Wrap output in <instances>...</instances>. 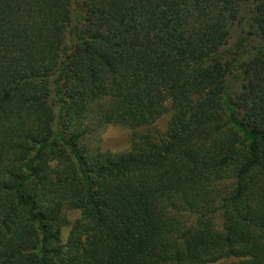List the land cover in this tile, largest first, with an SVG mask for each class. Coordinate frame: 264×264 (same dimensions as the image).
<instances>
[{
  "label": "trees",
  "instance_id": "trees-1",
  "mask_svg": "<svg viewBox=\"0 0 264 264\" xmlns=\"http://www.w3.org/2000/svg\"><path fill=\"white\" fill-rule=\"evenodd\" d=\"M74 1L0 0V264H264V0Z\"/></svg>",
  "mask_w": 264,
  "mask_h": 264
},
{
  "label": "rangeland",
  "instance_id": "rangeland-1",
  "mask_svg": "<svg viewBox=\"0 0 264 264\" xmlns=\"http://www.w3.org/2000/svg\"><path fill=\"white\" fill-rule=\"evenodd\" d=\"M83 0H76L72 5V21L71 24H78L77 21L79 6L82 4ZM251 3L247 4L246 7L250 8ZM248 10V9H246ZM248 20V17H247ZM242 21L240 24L234 25L228 42L222 48L221 52L225 56H229L232 58L236 55V52L245 51L247 54L251 53L254 47L258 43V38L255 32H250L253 30L248 21ZM250 32V33H249ZM245 54V53H244ZM246 54V57L248 56ZM234 77L230 78L229 85H233L234 91L240 88L241 80H236L235 77L238 75L237 71L233 73ZM58 111V109H56ZM171 115V111H167L165 114L160 116L153 124L149 126H139L136 128H131L130 126L123 125L120 123H114L106 125L102 128H99L96 132L89 134L82 141L83 144H86L88 149L94 150H110V151H123L127 150L130 147L132 135L134 133H143L147 131H154V129L164 130L167 127ZM66 217L69 221L68 225L62 227L61 230V239L65 243L71 225L81 217V211L78 209H66L65 210ZM189 218H194L188 216ZM214 222L220 226L221 218L216 216ZM233 259H222L217 262L207 263V264H228Z\"/></svg>",
  "mask_w": 264,
  "mask_h": 264
}]
</instances>
